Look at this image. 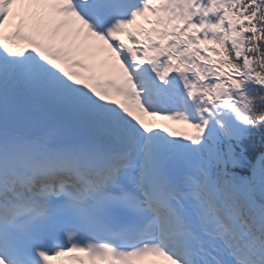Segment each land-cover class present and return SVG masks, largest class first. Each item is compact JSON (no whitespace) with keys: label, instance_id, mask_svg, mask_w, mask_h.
<instances>
[{"label":"snow or ice","instance_id":"obj_1","mask_svg":"<svg viewBox=\"0 0 264 264\" xmlns=\"http://www.w3.org/2000/svg\"><path fill=\"white\" fill-rule=\"evenodd\" d=\"M66 254L264 264V0H0V264Z\"/></svg>","mask_w":264,"mask_h":264}]
</instances>
